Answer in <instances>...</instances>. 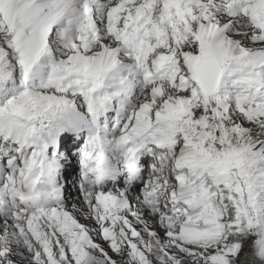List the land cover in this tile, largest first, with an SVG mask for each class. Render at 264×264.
<instances>
[{
	"label": "snow or ice",
	"instance_id": "1",
	"mask_svg": "<svg viewBox=\"0 0 264 264\" xmlns=\"http://www.w3.org/2000/svg\"><path fill=\"white\" fill-rule=\"evenodd\" d=\"M0 264H264V0H0Z\"/></svg>",
	"mask_w": 264,
	"mask_h": 264
}]
</instances>
